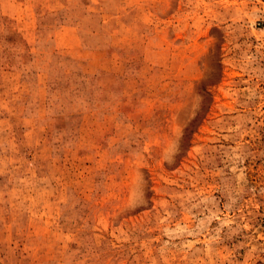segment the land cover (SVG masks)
<instances>
[{"label": "rangeland", "instance_id": "374dc122", "mask_svg": "<svg viewBox=\"0 0 264 264\" xmlns=\"http://www.w3.org/2000/svg\"><path fill=\"white\" fill-rule=\"evenodd\" d=\"M0 264H264V0H0Z\"/></svg>", "mask_w": 264, "mask_h": 264}]
</instances>
